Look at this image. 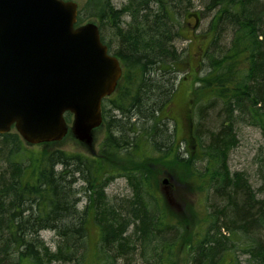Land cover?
<instances>
[{
  "label": "trees",
  "instance_id": "16d2710c",
  "mask_svg": "<svg viewBox=\"0 0 264 264\" xmlns=\"http://www.w3.org/2000/svg\"><path fill=\"white\" fill-rule=\"evenodd\" d=\"M178 1L128 0L118 8L113 0H86L80 5L77 25L96 21L103 43L123 66L116 91L103 100L105 136L92 157L38 152L17 132L0 134V264H240L233 252L240 240L220 226L215 205L234 208L233 218L245 225L264 214V197L250 199L251 185L239 190L227 176L235 117L258 127L264 140V117L258 112L264 100V3L209 0L217 14L202 34L209 39L205 73L191 81L187 113L169 109L176 75L187 72L188 64L175 42L198 39L190 24H181ZM226 28L232 30L229 46L221 43ZM104 31L111 33L110 42ZM221 102L227 105L225 118L207 120H214L217 130L194 134L195 110L203 116ZM66 119L71 122L72 115ZM182 128L187 136L178 135ZM165 176L173 179L183 213L175 212L161 191ZM117 178L127 180L132 198L113 204L106 188ZM83 198L81 211L77 206ZM93 225L99 239L91 246ZM48 230L59 238L54 252L40 236ZM247 252L264 264L263 246Z\"/></svg>",
  "mask_w": 264,
  "mask_h": 264
},
{
  "label": "water",
  "instance_id": "95a60500",
  "mask_svg": "<svg viewBox=\"0 0 264 264\" xmlns=\"http://www.w3.org/2000/svg\"><path fill=\"white\" fill-rule=\"evenodd\" d=\"M78 10L77 0H0V134L15 127L39 145L71 133L93 151L123 67L97 24L76 26Z\"/></svg>",
  "mask_w": 264,
  "mask_h": 264
},
{
  "label": "rangeland",
  "instance_id": "374dc122",
  "mask_svg": "<svg viewBox=\"0 0 264 264\" xmlns=\"http://www.w3.org/2000/svg\"><path fill=\"white\" fill-rule=\"evenodd\" d=\"M86 0H77L79 5H82L85 3ZM128 0H113V3L116 7L121 8L122 5H124ZM209 0H187L186 5L181 9L180 12V22L181 24L188 23L193 27L194 35L198 37L196 39V42H189L185 41L184 38H179L176 40V46L179 49L180 52L184 54L185 58H188V64H187V72L185 73H177L176 75V83H177V92L174 98V103L170 106V110L173 108L182 110L184 109L188 113V110H190L192 107L189 105V97L191 94L192 89V79L198 75L205 73V70L202 68L203 56L206 51H208V41L209 39L207 37H203L202 34H205L210 29V23L213 19L214 12L207 10ZM194 13H200L201 18L196 23V20L192 16ZM187 15H191L187 19ZM88 22H96L94 20L87 21ZM224 25V24H223ZM220 26V28L223 27ZM221 43L224 46H229L232 30L231 28H226L225 31L221 29ZM105 37L107 41H111V33L109 31H104ZM186 105V106H185ZM188 109V110H187ZM196 114V117L194 119V116L192 114V120L193 125L192 129L194 131V134L197 133H203L207 129L215 131L217 130V126H212L211 120L214 119V116H216V112H204L203 116L201 113H199V110H195L194 112ZM215 114V115H214ZM171 115H175L174 112L171 113ZM179 115V114H178ZM209 121H207L209 118ZM202 119L203 123L200 127L198 124V121ZM214 121V120H212ZM209 122V123H208ZM72 121L69 122V125H71ZM238 137H239V145L237 147H234L230 154H229V168L232 172H245L251 186L254 190L258 193V198H262L263 194L261 193L262 185L264 179L261 181L260 177H263L262 175V166L258 167V162L264 164V159L258 158L257 153L259 152L263 143V137L258 128H255L248 124H240L238 126ZM15 129H12L11 132H15ZM105 127H99L95 130V142H94V149L91 151L87 148V146L80 143L78 140H76L71 133H69L61 142L57 143H45L40 145H30L27 146L32 150L35 151H43V150H63L68 152H75V153H83L87 156H96L97 152L100 150L101 143L105 136ZM186 133V128H182L178 135L182 137L183 134ZM183 136H187L186 134ZM199 138H204V135H198ZM261 151V150H260ZM164 179L168 180L167 184H164ZM161 183V191L164 193V195L167 197L168 202L170 203V206L174 209L175 212L183 213L184 206L179 203L178 200L175 198V193L173 192V179L170 176H165ZM77 189L82 192L83 191V183L78 182V185L76 186ZM165 188H168V194L165 192ZM106 195H107V201L109 203L115 204L116 201H121L123 199H130L132 198V189L130 185L128 184L127 180L125 178H117L114 181H112L108 187L106 188ZM190 203V199L188 201ZM193 203V202H192ZM86 199L83 198V200L80 202V209L85 207ZM90 244L91 246L97 243L99 239V229L95 225H93L90 228ZM41 237L46 242V245L50 248L51 251H56V242L57 237L54 232L52 231H46L41 234ZM264 241V240H263ZM240 246L244 245L243 242H240ZM247 257L243 255L241 257V261L243 264H247ZM57 264V263H56Z\"/></svg>",
  "mask_w": 264,
  "mask_h": 264
},
{
  "label": "bare ground",
  "instance_id": "6f19581e",
  "mask_svg": "<svg viewBox=\"0 0 264 264\" xmlns=\"http://www.w3.org/2000/svg\"><path fill=\"white\" fill-rule=\"evenodd\" d=\"M186 1L187 0H179L175 4V7H176L175 11L177 12L178 15H180L181 9L186 5ZM260 1H261L260 5L264 3V0H260ZM126 4H127V2L124 5H126ZM124 5H122V6H124ZM207 10H210V11L214 12V16H213V19H212V21H213L214 18H215V15L217 14V10L216 9H209V4L207 6ZM192 16L193 17L194 16L198 17V18L194 17V19L196 20V23L198 24V22H199V20L201 18V14L200 13H194ZM179 20H180V17H179ZM212 21H211V23H212ZM211 23H210V26H211ZM260 103L261 104L259 105V107L261 109H258V112H260V114L264 117V100L261 101ZM226 106L227 105L225 103H223V102H221L219 104H214L213 105V109L214 110L211 109V112H216V114L218 116L225 118L224 116L227 115V113H228L227 109H226ZM234 122H235V131H234L233 135L235 137V147H237L239 145V137H238V128L239 127L238 126L241 123L242 124H248V125H251V124L245 122L244 120H240L239 117H235L234 118ZM251 126H253V125H251ZM253 127H255V126H253ZM255 128H258V127H255ZM263 143H264V140H263ZM260 150L257 153V157L264 159V144H262ZM228 163H229V158H228V161H227V170H228L227 176H228L229 179H231V180H233L235 182L236 188L239 189L240 187H243L242 186L243 184L251 185V183H250V181H249V179H248V177H247L245 172H232L230 170V168H229ZM260 166H262V175H263V177H260V179L262 181L264 179V164L258 162V167H260ZM251 188L253 189L252 186H251ZM253 191L255 192V193H253L254 195H252L249 192H247V195L250 197V199H254L256 197V199L262 200L261 198H258L257 191L254 190V189H253ZM263 191H264V181H263V185H262V189H261V193L263 194V197H264ZM215 206L218 207V211L222 215L221 225L220 226H224V227L232 230L233 231V235L231 237L234 239V241L240 240V242H243V244H244L242 246L239 245V247L236 250H233L235 257L240 262V264H243L242 261H241V257L243 255L248 256L247 257V261H246L247 264H262L261 262H258L257 259L253 258V254L251 255L247 251H248V248L252 247V246H253V248H258V246H263V248H264V241H263L264 240V218H263L264 214H263V212L262 213H258L260 215L259 217L257 216V217H255L252 220L250 219V221L245 225V224H240L238 222V217H236V220H235V218H233V216H234V214H233L234 208H232V209L231 208L230 209H224L223 210L221 205L218 204V205H215ZM77 207H78L79 210H81L79 208L80 207V202H78V206ZM234 207L236 209V206H234ZM84 208H82V210H84ZM236 211H237V209H236ZM25 214H27V213H25ZM232 218L234 219L235 222L233 221ZM226 228L219 229L220 234L228 236L229 233H228V230ZM43 232H46V231H43ZM43 232H41V234ZM41 234H40V236H41ZM56 237H57V235H56ZM57 239H59V238L57 237ZM119 263H121V262L119 261Z\"/></svg>",
  "mask_w": 264,
  "mask_h": 264
},
{
  "label": "flooded vegetation",
  "instance_id": "af4514ba",
  "mask_svg": "<svg viewBox=\"0 0 264 264\" xmlns=\"http://www.w3.org/2000/svg\"><path fill=\"white\" fill-rule=\"evenodd\" d=\"M107 47H108V46H107ZM108 50H109L110 54H111V55H113V54L111 53V51H110V49H109V48H108Z\"/></svg>",
  "mask_w": 264,
  "mask_h": 264
}]
</instances>
